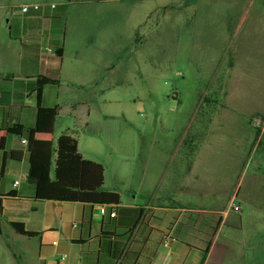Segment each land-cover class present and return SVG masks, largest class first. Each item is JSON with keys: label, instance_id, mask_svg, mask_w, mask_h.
I'll use <instances>...</instances> for the list:
<instances>
[{"label": "rangeland", "instance_id": "rangeland-1", "mask_svg": "<svg viewBox=\"0 0 264 264\" xmlns=\"http://www.w3.org/2000/svg\"><path fill=\"white\" fill-rule=\"evenodd\" d=\"M32 4L69 11L71 18L62 25L67 45L81 39L80 31L72 29L75 13H118L113 26L118 29L114 42L119 58L104 68L99 78L102 93L96 96L104 104L103 128L98 136L80 137L81 149L86 140H98L97 158L109 162L113 159L109 153L126 156L132 145L134 153L167 159L168 170L173 171L183 149L190 152L192 141H214L217 158L201 162L197 184L200 189L229 187L215 210H224L233 196L239 211L231 207V219L240 220L237 227L223 231L222 237L231 241L223 264H264V0H109L70 5L68 0H0L6 18L15 10L12 7ZM6 26L2 18V36L8 34ZM106 26L101 35L100 26L94 28L85 41L93 38L97 45L107 44L111 34ZM68 56L65 66L70 64ZM60 130L61 123L57 135ZM155 164L150 163L153 169ZM111 172L107 163V187ZM121 175L127 178L128 172ZM189 204L210 206L200 200ZM25 241L0 226V264H37L35 244Z\"/></svg>", "mask_w": 264, "mask_h": 264}, {"label": "crops", "instance_id": "crops-1", "mask_svg": "<svg viewBox=\"0 0 264 264\" xmlns=\"http://www.w3.org/2000/svg\"><path fill=\"white\" fill-rule=\"evenodd\" d=\"M107 1L68 0V4ZM4 8L0 5V20L5 18L8 32L5 36L0 32V129L13 125L31 128L37 105L56 106L54 147L62 134L75 139L83 159L103 166V190L117 193L120 199L118 205L35 199L34 186L23 181L29 169L24 138L8 136L4 152L0 151V226L11 230L18 240L35 244L37 264H223L231 242L227 236L222 237L223 231L225 227H237L240 220L231 219L233 196L224 210H215L229 194V187L224 184L200 189L197 184L201 162L217 158L214 141H192L190 152L183 149L173 171L168 170L167 159L139 155L132 145L126 156L109 153L113 158L109 162L97 158L100 144L94 138L86 140L84 150L81 149L80 137L98 136L103 128L104 104L98 103L96 96L102 93L99 78L102 79L104 68L114 66L119 58L115 52L119 46L114 42L118 29L113 26L118 13H75L72 29L80 31L81 39H72L75 43L67 45L62 25L71 16L65 7L26 14L12 7L15 10L8 18L4 17ZM104 25L111 34L107 44L97 45L93 38L85 41V36L97 26L101 35ZM67 54L70 64L65 66ZM38 77L58 81L56 85L44 86L39 99L35 91ZM59 123L61 130L57 135ZM10 152L20 158L6 157L1 169L4 153L7 156ZM151 162L156 163L157 171ZM107 163L112 167L108 187ZM125 165L127 169L123 171ZM136 167L139 169L133 174ZM125 171L127 178L121 175ZM126 193L128 198L124 197ZM192 200L210 206H193L189 204ZM101 205L106 208L105 215L99 212ZM111 212H115V217L109 216ZM12 222L37 236L17 234L9 226Z\"/></svg>", "mask_w": 264, "mask_h": 264}, {"label": "trees", "instance_id": "trees-1", "mask_svg": "<svg viewBox=\"0 0 264 264\" xmlns=\"http://www.w3.org/2000/svg\"><path fill=\"white\" fill-rule=\"evenodd\" d=\"M56 84L57 80L38 77L35 85L37 99L40 98L44 86ZM56 117V106L37 105L33 127L13 125L0 129V151L4 152L8 136L24 138L29 169L23 181L34 186V198L37 200L118 205L119 195L103 190V166L83 159L77 150L75 139L62 134L54 147L53 131ZM6 157L12 160L20 158L19 154L16 155L14 152L8 153L7 156L4 153L1 169ZM9 226L19 235L37 236L26 232L19 223L12 222Z\"/></svg>", "mask_w": 264, "mask_h": 264}, {"label": "built area", "instance_id": "built-area-1", "mask_svg": "<svg viewBox=\"0 0 264 264\" xmlns=\"http://www.w3.org/2000/svg\"><path fill=\"white\" fill-rule=\"evenodd\" d=\"M49 8V9H54L55 6L54 5H47V4H41V5H37V4H32V5H22L19 8V11L21 14H26L29 11H43L44 9ZM17 184V183H16ZM231 207H233L234 211H239V208L237 206L233 205V201L231 202ZM99 212L101 215H105L106 214V208L105 206L101 205L99 207ZM110 217H114L115 216V212H111L109 213ZM56 243H53V245H55ZM63 260V258L61 259Z\"/></svg>", "mask_w": 264, "mask_h": 264}]
</instances>
